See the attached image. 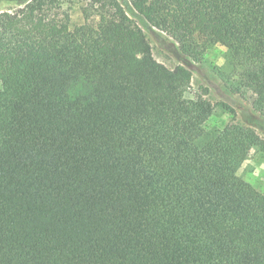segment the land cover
I'll return each mask as SVG.
<instances>
[{"label": "trees", "instance_id": "16d2710c", "mask_svg": "<svg viewBox=\"0 0 264 264\" xmlns=\"http://www.w3.org/2000/svg\"><path fill=\"white\" fill-rule=\"evenodd\" d=\"M0 12V264H264V194L237 175L264 139L209 133L190 71L155 60L118 0ZM196 58L230 53L264 108V0H128Z\"/></svg>", "mask_w": 264, "mask_h": 264}, {"label": "rangeland", "instance_id": "374dc122", "mask_svg": "<svg viewBox=\"0 0 264 264\" xmlns=\"http://www.w3.org/2000/svg\"><path fill=\"white\" fill-rule=\"evenodd\" d=\"M30 0H0V12H14ZM123 9L143 31L155 60L168 68L186 67L191 74L190 83L181 95L187 100L202 98L213 106V113L206 124L209 133L229 123L252 128L264 139V108L255 107L256 94L241 85L238 68L232 65L229 51L219 43L203 44L200 35L195 36L200 53L193 58L181 52L179 45L165 32L156 29L135 14L128 0H118ZM86 0H73L62 5V11L70 15L71 24L82 22L81 7ZM237 175L264 194V154L251 149Z\"/></svg>", "mask_w": 264, "mask_h": 264}]
</instances>
